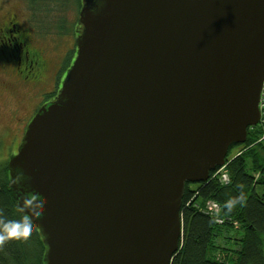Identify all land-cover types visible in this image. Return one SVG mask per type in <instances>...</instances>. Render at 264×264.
Masks as SVG:
<instances>
[{
    "label": "water",
    "instance_id": "1",
    "mask_svg": "<svg viewBox=\"0 0 264 264\" xmlns=\"http://www.w3.org/2000/svg\"><path fill=\"white\" fill-rule=\"evenodd\" d=\"M77 56L8 162L44 264H171L187 184L261 121L264 0H82Z\"/></svg>",
    "mask_w": 264,
    "mask_h": 264
},
{
    "label": "trees",
    "instance_id": "2",
    "mask_svg": "<svg viewBox=\"0 0 264 264\" xmlns=\"http://www.w3.org/2000/svg\"><path fill=\"white\" fill-rule=\"evenodd\" d=\"M33 5L37 0H29ZM82 6V0H78ZM79 25V20H78ZM58 28V27H56ZM64 27L60 26V32ZM64 30V29H63ZM77 26L75 36L80 33ZM71 50L70 55H75ZM54 94H49L50 99ZM47 99V100H48ZM240 155L232 156L235 148ZM229 183L211 173L192 188L187 184L181 209L182 239L171 264H264V123L248 129L247 142L232 146L226 159ZM11 188L8 164L0 172V220L20 215L18 196ZM236 203L229 210L227 201ZM214 202L219 212H209ZM46 248L35 227L24 239L0 243V264H44Z\"/></svg>",
    "mask_w": 264,
    "mask_h": 264
},
{
    "label": "rangeland",
    "instance_id": "3",
    "mask_svg": "<svg viewBox=\"0 0 264 264\" xmlns=\"http://www.w3.org/2000/svg\"><path fill=\"white\" fill-rule=\"evenodd\" d=\"M80 9L78 0H37L33 5L29 0H0V18L12 10L18 13L31 33L33 46L41 51L46 63L40 90L22 88L8 93L0 90V172L21 145L22 127L18 121L30 116L35 107L46 101L57 84H63L76 59L77 54L70 53L75 50L77 35L74 29L79 26ZM60 26L64 27L61 32ZM261 121L264 123V112ZM242 148H235L232 156L240 155ZM222 174L228 175L226 167ZM211 207V202L209 206L207 203V210L213 213Z\"/></svg>",
    "mask_w": 264,
    "mask_h": 264
},
{
    "label": "flooded vegetation",
    "instance_id": "4",
    "mask_svg": "<svg viewBox=\"0 0 264 264\" xmlns=\"http://www.w3.org/2000/svg\"><path fill=\"white\" fill-rule=\"evenodd\" d=\"M20 18L14 10L0 18V90L7 93L22 88L40 90L46 70L41 51L33 46L31 33ZM60 87L62 85L57 84L50 99L42 102L38 108L35 107L30 116L18 121L22 127V138L36 113L58 96Z\"/></svg>",
    "mask_w": 264,
    "mask_h": 264
},
{
    "label": "clouds",
    "instance_id": "5",
    "mask_svg": "<svg viewBox=\"0 0 264 264\" xmlns=\"http://www.w3.org/2000/svg\"><path fill=\"white\" fill-rule=\"evenodd\" d=\"M38 197L36 194H28V198L23 201V207L19 209L20 212H23L24 208H29L32 206L34 200ZM236 203L235 200H229L226 203V207L230 210L234 204ZM46 204V201L41 198V205L42 207L37 210L36 214H28L24 213L20 215L17 219L14 220H0V243L4 242L5 240L15 238H28L34 228L36 227V218L41 217L43 214V206Z\"/></svg>",
    "mask_w": 264,
    "mask_h": 264
},
{
    "label": "built area",
    "instance_id": "6",
    "mask_svg": "<svg viewBox=\"0 0 264 264\" xmlns=\"http://www.w3.org/2000/svg\"><path fill=\"white\" fill-rule=\"evenodd\" d=\"M259 109H260V112L262 115V113L264 112V83H263L262 92H261V96H260ZM224 167L215 171L214 176H216V177L218 176L220 182L224 185H227L229 183V177H228V175L222 174V171H224ZM211 205H212L211 209L214 211V213L219 210V206L216 203L211 202ZM208 206H209V203H208Z\"/></svg>",
    "mask_w": 264,
    "mask_h": 264
},
{
    "label": "bare ground",
    "instance_id": "7",
    "mask_svg": "<svg viewBox=\"0 0 264 264\" xmlns=\"http://www.w3.org/2000/svg\"><path fill=\"white\" fill-rule=\"evenodd\" d=\"M217 171V170H216Z\"/></svg>",
    "mask_w": 264,
    "mask_h": 264
}]
</instances>
